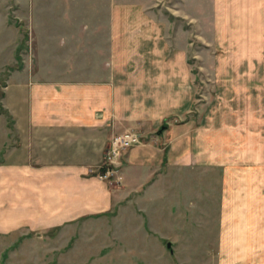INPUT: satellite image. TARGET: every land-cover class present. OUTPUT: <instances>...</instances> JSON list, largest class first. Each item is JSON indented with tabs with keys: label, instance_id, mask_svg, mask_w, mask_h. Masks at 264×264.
I'll list each match as a JSON object with an SVG mask.
<instances>
[{
	"label": "rangeland",
	"instance_id": "rangeland-1",
	"mask_svg": "<svg viewBox=\"0 0 264 264\" xmlns=\"http://www.w3.org/2000/svg\"><path fill=\"white\" fill-rule=\"evenodd\" d=\"M190 1L157 0L154 13L144 16L159 20L161 45L170 41L162 56L170 58L177 45H186L193 74L190 114L202 118L197 126L211 122L222 135L217 158L209 159L204 149L194 153L181 179L169 171L167 189L160 186L161 171L143 173L131 188L122 165V184L112 187L122 192L117 210L66 228L0 233V264L221 263L220 182L216 190L206 182L220 180L221 168H212L214 163H256L253 155L243 154L242 138L253 148L257 135L264 134V12L212 11L207 0H196L201 7ZM113 2L0 0V116H10L2 99L13 68L52 69L58 79H73L87 78L70 75L73 71L101 69L102 60L108 62L115 43L124 42L117 36H130L138 14L113 12ZM128 130L143 142V130ZM155 183L159 186L152 189ZM237 257L228 262L238 263Z\"/></svg>",
	"mask_w": 264,
	"mask_h": 264
},
{
	"label": "crops",
	"instance_id": "crops-1",
	"mask_svg": "<svg viewBox=\"0 0 264 264\" xmlns=\"http://www.w3.org/2000/svg\"><path fill=\"white\" fill-rule=\"evenodd\" d=\"M113 1V12L138 14L130 36H117L124 42L115 43L101 69L73 71L70 75L87 77L73 79H58L52 69L9 71L2 103L10 119L0 116L1 234L66 228L117 210L121 189L97 172L108 142L125 130L141 129L145 135L123 155V175L131 188L145 178L143 173L161 171L160 186L167 189L169 171L181 179L194 153L204 149L209 159L218 156L222 135L211 122L197 126L202 118L190 114L193 74L186 45H177L170 58L162 56L170 41L161 45L159 20L144 16L154 13L157 0ZM207 1L212 11L264 12V0ZM256 140V147L247 148L242 138L243 154L253 155L256 163H214L212 168H221L220 180L206 182L215 190L220 182L218 246L223 258L218 264H264V134ZM236 255L238 263H229Z\"/></svg>",
	"mask_w": 264,
	"mask_h": 264
},
{
	"label": "built area",
	"instance_id": "built-area-1",
	"mask_svg": "<svg viewBox=\"0 0 264 264\" xmlns=\"http://www.w3.org/2000/svg\"><path fill=\"white\" fill-rule=\"evenodd\" d=\"M141 143V137L136 131L125 130L112 136L108 142L102 163L97 175L109 186L117 187L122 184L123 155L132 146Z\"/></svg>",
	"mask_w": 264,
	"mask_h": 264
},
{
	"label": "water",
	"instance_id": "water-1",
	"mask_svg": "<svg viewBox=\"0 0 264 264\" xmlns=\"http://www.w3.org/2000/svg\"><path fill=\"white\" fill-rule=\"evenodd\" d=\"M171 243H172V242H170V241L167 243V247H168V248H171ZM171 251L173 252L172 248H171Z\"/></svg>",
	"mask_w": 264,
	"mask_h": 264
}]
</instances>
